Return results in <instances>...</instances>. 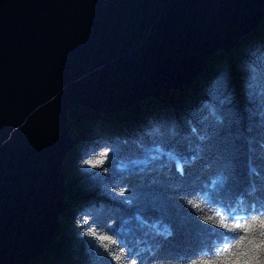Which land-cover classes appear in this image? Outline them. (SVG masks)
Masks as SVG:
<instances>
[{
  "label": "trees",
  "instance_id": "trees-1",
  "mask_svg": "<svg viewBox=\"0 0 264 264\" xmlns=\"http://www.w3.org/2000/svg\"><path fill=\"white\" fill-rule=\"evenodd\" d=\"M68 124L67 204L26 264L264 260L260 216L247 230L232 221L264 210V17L190 83L113 114L73 104Z\"/></svg>",
  "mask_w": 264,
  "mask_h": 264
},
{
  "label": "water",
  "instance_id": "water-1",
  "mask_svg": "<svg viewBox=\"0 0 264 264\" xmlns=\"http://www.w3.org/2000/svg\"><path fill=\"white\" fill-rule=\"evenodd\" d=\"M264 0H0V264H26L66 207L68 111L118 113L190 83Z\"/></svg>",
  "mask_w": 264,
  "mask_h": 264
},
{
  "label": "snow or ice",
  "instance_id": "snow-or-ice-1",
  "mask_svg": "<svg viewBox=\"0 0 264 264\" xmlns=\"http://www.w3.org/2000/svg\"><path fill=\"white\" fill-rule=\"evenodd\" d=\"M85 163H89L88 161H85ZM259 215L260 216V220H259V224H260V227L261 229H264V210H262L261 212L259 213H256V212H253L252 214H249L247 215L243 221H241V219H237L235 214L232 215V221L234 222L233 223V227L236 228V229H249L251 227V225L253 224H256L257 223V220H256V216ZM216 216L218 217H222V220L219 221L220 225L221 226H227L226 224H224V221L228 220V217L227 216H224L223 213L221 212H217L216 213ZM209 219H212L211 217ZM246 236V232H241V233H237V235L235 236V240L236 242H239V240ZM101 240H111V237H108V236H101L99 237ZM253 239H260V243L256 245V248L257 249H264V230L262 231H259L258 233H256L254 236H253ZM113 243H115V241H112ZM225 245H227V247H231L232 244L231 242L229 241H225L224 242ZM227 247H225L223 249V251H227ZM219 252L216 253L217 256H219ZM117 260L120 259V257H116ZM257 262L258 264H264V260H261L259 257H257ZM257 262H251V264H257ZM134 264V262H133ZM245 264H250L249 261H245Z\"/></svg>",
  "mask_w": 264,
  "mask_h": 264
}]
</instances>
